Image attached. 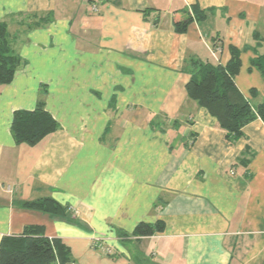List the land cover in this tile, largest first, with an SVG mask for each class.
Returning <instances> with one entry per match:
<instances>
[{
  "label": "crops",
  "instance_id": "crops-1",
  "mask_svg": "<svg viewBox=\"0 0 264 264\" xmlns=\"http://www.w3.org/2000/svg\"><path fill=\"white\" fill-rule=\"evenodd\" d=\"M195 4L206 19L176 32ZM100 8L0 0V23L23 61L0 85V242L38 225L70 248V264H264V122L229 144L186 89L196 61L226 65L231 46L249 47L236 84L253 105L264 101V77L251 68L264 53V0ZM41 101L59 128L36 145L17 143L15 111ZM43 198L67 214L24 207ZM158 221L163 232L134 234Z\"/></svg>",
  "mask_w": 264,
  "mask_h": 264
},
{
  "label": "trees",
  "instance_id": "trees-1",
  "mask_svg": "<svg viewBox=\"0 0 264 264\" xmlns=\"http://www.w3.org/2000/svg\"><path fill=\"white\" fill-rule=\"evenodd\" d=\"M206 17L207 12L195 4L186 18L175 21L174 29L178 33H184L194 20L202 21ZM49 20L51 17L40 18L29 26L41 25ZM248 49L249 47L239 49L231 46V59L226 65L196 61L186 85L188 96L217 119L218 126L225 131V140L229 144L242 136L243 128L250 122L256 119L264 122V101L253 105L236 84V76L242 66L241 55ZM22 64L21 57L13 49L8 26L1 22L0 85L10 83ZM251 68H256L264 77V53H256L251 59ZM251 94L254 97L257 91L252 89ZM58 128L57 120L46 110L43 101L34 110L15 111L11 125L16 142L32 146ZM24 207L56 216L67 214V208L52 198L28 201L24 203ZM164 229L163 221L155 224L141 222L135 228L134 234L145 237L163 232ZM71 261L70 248L61 239L46 236L42 226H28L23 234L6 235L0 242V264H70Z\"/></svg>",
  "mask_w": 264,
  "mask_h": 264
},
{
  "label": "built area",
  "instance_id": "built-area-1",
  "mask_svg": "<svg viewBox=\"0 0 264 264\" xmlns=\"http://www.w3.org/2000/svg\"><path fill=\"white\" fill-rule=\"evenodd\" d=\"M88 1H89L90 7H91L93 12H100L101 11L100 0H88ZM102 242H103V239H96L95 245L96 246L101 245ZM104 250L107 254L112 253V250L110 248H105Z\"/></svg>",
  "mask_w": 264,
  "mask_h": 264
}]
</instances>
